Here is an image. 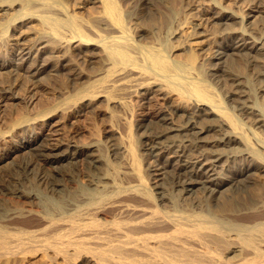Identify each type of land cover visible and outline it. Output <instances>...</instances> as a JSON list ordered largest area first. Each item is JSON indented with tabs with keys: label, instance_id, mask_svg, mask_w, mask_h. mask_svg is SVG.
Instances as JSON below:
<instances>
[{
	"label": "bare ground",
	"instance_id": "bare-ground-1",
	"mask_svg": "<svg viewBox=\"0 0 264 264\" xmlns=\"http://www.w3.org/2000/svg\"><path fill=\"white\" fill-rule=\"evenodd\" d=\"M36 1L42 13H36L33 0H7L0 10L15 6L21 17L35 15L61 40L62 30H68L73 40L64 39L100 47L104 60L72 98L39 110L33 120L15 118L12 126L18 124L30 135L13 140L11 148L0 154V170L13 155L34 151L36 158H25L6 184L0 182V262L11 264L19 255L24 259L41 252L49 264H264V136L257 128L252 130L259 144L254 147L235 113L239 111L264 132V33L253 36L244 28L245 17L210 0L202 6L200 20L206 25L223 23L227 35L235 39L219 45L216 64L206 69L197 63L196 52L190 51L185 60H173L157 44L131 40L116 0H93L103 5L106 15H102L108 21L111 18L114 23L109 24L118 32L97 31L95 38L85 32L89 26L83 28L76 14L67 13L65 5ZM56 5L64 17L55 16V8L48 14ZM258 16L262 15H250V22L256 23ZM9 21L0 24L1 34L8 32ZM28 47L17 49L16 65L17 60L31 58L33 49ZM37 49L39 56L42 50ZM48 63L43 60L41 67L28 70L40 74ZM229 66L240 67L229 71ZM224 79L235 87L223 89ZM212 82L223 91L224 99ZM157 90L172 106L167 101L170 107L162 103L164 108L155 109L157 122L144 113L136 122L142 129L136 138L126 121L130 101L116 95L141 94L149 101ZM96 99L106 102L99 112L109 116L105 129L109 146L96 131L95 135V129L90 131L92 139L82 143L51 137L69 113L89 107ZM113 107L122 108L126 116L116 114ZM118 116L128 124L125 136L114 128ZM1 142L2 138L0 146ZM138 143L150 159L145 173L157 176L152 187L143 173ZM41 165L53 169L45 168L47 172ZM79 165L82 179L74 173ZM242 192L247 196H241Z\"/></svg>",
	"mask_w": 264,
	"mask_h": 264
},
{
	"label": "rangeland",
	"instance_id": "rangeland-1",
	"mask_svg": "<svg viewBox=\"0 0 264 264\" xmlns=\"http://www.w3.org/2000/svg\"><path fill=\"white\" fill-rule=\"evenodd\" d=\"M5 1L3 0L2 2H0V4L2 3L7 4V2ZM56 1H58L59 3L58 6L65 5V7L64 6L63 7L67 8L65 9L67 10V13L76 14L77 16L76 15L75 16L78 17L79 23L84 24L83 28L89 26V28L85 29V30L89 29L88 31H85L88 34H90L89 36L91 37L93 36L95 38V36L98 37V34L113 35L118 33L116 31V28L111 26L112 25L111 23H114L112 22L111 18L108 21L107 18L109 17L107 16L104 17V15H102L105 14L104 8L103 5L101 6V4H99V2L93 0H56ZM209 1L210 0H116V2L119 4L118 6L121 8L120 9L121 12L123 13L122 14L123 20L126 23L125 25L127 29H129L128 32L131 40L142 45L157 44L158 46H161L163 49H166L164 50L165 53L173 60H176L177 58H179L180 60L182 59L185 60L186 56H188L187 54L190 51L196 52L194 54H197L196 55L197 63L199 62L198 64L199 65L201 64V66L206 69L216 64L215 61L217 62V60L215 59L214 56L216 55V52L219 49V45H221L223 42L224 43L231 42L235 39V37H233L232 35H227L229 33H227L226 27H224L225 25L223 23L216 22L218 23V25H216V23L214 22L210 23L211 25H214L215 26L214 27L211 26L210 24L209 25L204 24L203 19L200 20V15L202 14V11L204 9L203 7H206L211 2L215 1L216 3H218L216 5L220 7V9H226L240 16L245 17L244 28L248 32L252 31L251 33L253 36H256L258 33L259 34L264 33V0H212L210 1V3H207ZM31 4L34 6V9L37 10L36 13H42L39 7L40 5L36 0H33ZM58 6L56 5V7H53L51 11L49 9V12L47 10L48 14L51 13L55 8L56 9L55 10L56 12L54 11V14L56 13L55 16L61 15V17H64V15H62L64 14V12ZM59 10L61 13H59ZM19 13H20L19 9L17 10V7L15 8V6H11V8L5 6L2 10H0V24L4 23L6 20L12 21V23L10 21L9 23L6 22L7 27H9V29H7L6 27L8 32L6 30L2 32V34L3 33H5V35L8 34L6 38L5 35L1 36L2 34L0 31V36H1L0 37V67H2L0 68V71L3 70V72L1 71L2 73H0V135H1L0 138H2V142L0 146L1 147L0 154H3V152L4 153L7 152L11 148L14 142L13 140L16 139L21 140L23 138H29L30 133L28 131L18 127V124L16 125L14 124L15 125L14 127L12 126L13 123H15V121L17 120L15 118H18V116L20 115V116H26V118H30L29 120H33L35 119V117H37L39 113L45 111L46 109L47 110L50 109L52 106L60 102L62 99H65V97L68 96V98H72L75 92L85 84V80H87L88 76L94 74L95 72H98V70L102 66L101 62L104 60V56H103L104 52L103 53L101 52L103 50H101L100 47L96 48L97 46L93 44L84 45L78 41H73V42L67 41V39L64 38H69L68 40H73V39H71V37L68 36L70 34V31L65 29L62 30V33H65V36L67 37H65L62 34V37L64 36L62 41L60 38L55 37L54 34H52L48 30L50 28H48V26H45L46 24L44 23L40 24L38 18L34 17L35 15L34 16L25 15V17H21L20 15L23 14L21 13L19 14ZM252 14L262 15L263 17L258 16V20L256 21V23L253 22L251 23L249 16ZM101 15L103 17H101ZM10 17L16 19L15 20L10 19ZM18 17H21L22 19ZM101 21H103L102 24ZM106 25H108V28ZM109 25L111 27H109ZM205 25L207 27H205ZM44 26L46 27V29ZM108 29H110V31ZM97 31H99L98 34L96 33ZM109 32H111V34ZM51 35L52 37L53 36L54 37L52 38ZM8 37L10 40L8 39ZM56 40H61V41H58L59 42L58 43ZM11 41L14 43H12ZM65 41H67V43ZM61 42H63V44H60ZM24 46L25 47L29 46L28 48L33 49L31 58L27 59L25 62H21V60L19 62L17 60L18 65H16L15 58L18 57L17 49ZM37 48H41L42 50V52H40L41 54L39 55L41 60L38 61H36L37 58L39 57L37 55L39 53ZM81 51L86 53V55H84ZM43 60L49 63L47 68L44 71L40 72V74L39 73L32 74V72L28 70V68L33 67L35 65L41 67L40 64ZM239 67L240 66H236V67L229 66L228 68L229 71L230 70L236 71ZM251 68L252 66L250 67V69ZM254 68H258V66ZM73 75H75V77H73ZM222 82L224 83L223 89L225 90L232 89L235 87V84L232 83L231 80L224 79L222 80ZM214 88L219 92L220 96L224 99L223 91L217 88L216 85L214 86ZM153 93H155L156 95ZM153 93H151L152 94L151 98L152 97L154 98H152V100L150 98L149 101L148 99H146V97L144 99V96L140 98L141 94L133 95L132 93L128 94V92L117 93L116 96L119 95H121L120 97H122V95L124 97L126 96L127 98L126 97L125 98L122 97V98L125 100L127 99L126 100L127 102L130 101L128 110H130L131 112L125 109L126 114L129 113L127 114L126 117L127 120H126L123 119L124 117H122V116H126L125 112L123 115L121 114V112L123 113L124 110L119 107H113L116 114L122 115L121 118L120 116H118V119L114 122L115 130L118 129L122 134V136H125L127 134L126 131L128 130L127 122L129 121L130 127H132L131 129H133L132 133H134L133 134L134 137L139 138L138 136H140L139 134L142 132L141 131L142 129L138 127L136 122L140 121V117H142L144 113H148L149 115H151L150 117L155 118L154 121L157 122L155 117L157 114H155V112L157 111L158 113V110H160L161 107L164 108L166 105L168 108L169 106L168 104L170 103H168L167 101L171 102L170 105L172 106V101L168 99V97L161 96L162 94H160V90L157 93L156 91ZM129 95H131V97H128ZM137 95L138 97H136ZM8 96L9 97L11 96L10 97L11 99ZM14 96H16V98ZM128 98H130L132 102ZM156 98L158 100H160L161 98L160 101L162 102L160 101L158 102ZM163 99L165 100L163 101ZM100 100L96 99V102L94 101L93 102L94 104L92 103L93 105L92 104L90 105L92 108L90 106L86 108L83 107L84 109L77 112L78 114L76 112L69 113L68 118L65 119L64 121L65 124H63V126H60L59 129L53 135H51V137L54 139L55 138L61 139L64 142L66 141L68 142L69 140H70L69 142H73V141L75 142L79 140L77 143H82L83 141L85 142L92 139L91 137L94 135L90 131H93L95 129L94 133L96 131V133L99 134L103 142L107 146H109L108 142H109L110 134L105 129L108 130L107 126L109 125L108 123H110V120L107 113L99 112L100 111L99 109H101L106 104L104 100H101L102 103H99ZM148 103L151 104L152 106L149 105ZM158 103L161 104L159 105ZM162 103L164 107L162 106ZM158 105L160 108H158ZM48 106L50 108H48ZM89 108L91 112L89 111ZM142 109L145 111H143ZM39 110L41 112H39ZM133 111L134 113H132ZM151 111L152 113H150ZM22 112L26 115L22 114ZM235 113L242 122L245 131L248 130V132L246 133L251 141V144L254 147H259L258 140L253 136L252 130H255L257 128L255 131L257 133L259 132L260 133V134L258 133L259 135L264 136V132H261L262 128L252 125L250 119L248 117H244V115L241 114L239 111H235ZM125 120L127 122H125ZM154 124L157 126L160 125V123L157 124L154 123ZM65 125L68 127H66ZM99 126L103 132H100L101 130L99 128L97 130V127ZM137 128H139L140 131ZM73 129L75 130L74 132ZM87 131L90 132L92 135L89 136L90 133H87ZM72 133L73 134L75 133L74 137L78 135L76 137V140L74 137H71V135L73 136ZM83 133H85V135ZM96 133L95 135H97ZM55 136H59V137H55ZM67 138H71V139H67ZM26 153H27L26 155L25 153L16 156L13 155L10 159H8L9 161H6L8 165L6 167L3 166V169L0 170L1 183L6 184L8 182V180L6 179L11 177V174L13 176L15 175L14 173L16 172V170H19L20 168L19 163L24 162L25 158L35 160L36 155L34 151H31L30 153L29 152ZM137 153H140L143 173L145 179L149 180V181L146 180L147 183L150 182L148 183L149 185L153 184L155 179L157 180V176H155L154 173L152 172L149 174L145 173L148 172L147 165L150 159L147 154V151H145V149L141 146V144L137 145ZM11 159L16 167L11 162ZM6 163L4 162L3 165L4 164L6 165ZM43 166L44 165H41L40 167H42V169L45 171H47L46 170L47 168L49 172L52 171L53 169L51 166H49L50 167L49 169L48 165L47 166L45 165L44 167ZM4 168L7 169L4 170ZM82 170L83 168L81 165H79L77 169H74V173L77 176H79V179H82L83 177L84 173ZM4 173L6 175H4ZM68 174L69 171H65V175L67 176ZM239 194L244 197L247 196V193L245 192ZM29 257L23 259L22 255H19V257L15 258V260H13L11 264L51 263L48 259H46V257L41 252L31 254L29 255ZM0 264H5V261L0 262ZM6 264H10V262Z\"/></svg>",
	"mask_w": 264,
	"mask_h": 264
}]
</instances>
